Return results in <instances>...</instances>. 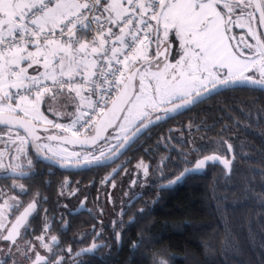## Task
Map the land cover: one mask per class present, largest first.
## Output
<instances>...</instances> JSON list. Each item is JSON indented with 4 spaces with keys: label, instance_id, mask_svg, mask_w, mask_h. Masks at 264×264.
I'll return each instance as SVG.
<instances>
[{
    "label": "snow or ice",
    "instance_id": "6c2138e0",
    "mask_svg": "<svg viewBox=\"0 0 264 264\" xmlns=\"http://www.w3.org/2000/svg\"><path fill=\"white\" fill-rule=\"evenodd\" d=\"M257 13L264 28V0H0V179H11L7 187L16 192L9 195L0 186V241L11 242L0 264L17 255L31 264H65L58 236H47L56 219L47 208L43 232L35 238L46 254L41 255L31 241L22 248L18 244L48 201L39 190L26 204L21 199L30 188L17 180L43 175L45 169L38 170V163L49 176L57 168L77 173L106 167L151 128L214 97L240 89L264 92V33L256 30ZM234 28L247 31L237 39ZM72 105L75 110L68 111ZM187 127L191 130L192 123ZM172 139L157 141V148L163 144L167 150L154 170L161 181L166 180L172 151L185 165H192V153L201 151L195 145L187 152L176 149ZM180 142L184 143L183 137ZM69 145L79 150H69ZM209 162L231 171L232 161L205 155L158 187L168 188L189 174H199ZM121 167L123 163L102 183ZM135 167L148 177L152 166L141 160ZM137 183L138 176L131 185ZM43 184L50 187L52 181ZM71 187L65 178L57 188V206L64 209L59 217L61 231L70 227L65 214H92L86 198L78 206L59 204L60 198L79 193L78 187L69 191ZM140 195L126 193L128 203L121 206V218L113 221L118 246L123 242L122 217ZM143 212L144 208L138 209ZM133 223L135 214L128 221ZM101 235L97 232L93 239ZM150 243L141 233L130 251ZM103 246L94 242L75 257ZM152 264L168 262L154 252Z\"/></svg>",
    "mask_w": 264,
    "mask_h": 264
},
{
    "label": "trees",
    "instance_id": "16d2710c",
    "mask_svg": "<svg viewBox=\"0 0 264 264\" xmlns=\"http://www.w3.org/2000/svg\"><path fill=\"white\" fill-rule=\"evenodd\" d=\"M189 122L193 125L191 130L187 127ZM195 126H199L198 130ZM169 129L175 131L169 132ZM169 136L174 137L171 144L176 149L182 147L187 152L193 145L201 149L199 155L192 153V163L202 156L215 154L232 161L231 171L222 164L210 162L199 174L188 175L171 187L159 188L160 183L190 166L182 163L174 150L165 169L166 180L156 178L158 173L154 170L167 154L163 144L157 148V141ZM145 149L150 151L146 153ZM141 160L152 167L149 176L139 180L137 189L132 190L128 180L138 170L135 165ZM117 162L123 163V167L107 183L102 181L110 173V166L77 173L56 169L50 187L43 184L47 172L37 175L36 181L26 183L30 190H39L42 196L48 197L43 205L56 218L61 214L57 188L67 177L72 184L68 190L75 186L83 189L92 205L98 204L95 197L103 186L117 179L122 181L120 185L125 194H142L122 217L125 227L119 246L113 231V221L121 218L118 214L102 223L88 212L65 214L70 227L64 231L60 230L63 221L55 219L49 233L58 236L59 249H71V254L61 253L65 264H76L77 260L83 264H152L154 252L168 264H189L188 256H193L197 264H264V92L240 89L214 97L151 128ZM41 168L46 171L38 163L37 169ZM127 202L128 199L124 205ZM140 208H144L142 214L138 213ZM134 214L135 223L128 224ZM43 229L44 224L30 225L24 238L40 234ZM116 231H120L119 226ZM97 232L102 235L94 240ZM141 233L151 243L133 253L131 245ZM92 242L105 246L75 257L77 250Z\"/></svg>",
    "mask_w": 264,
    "mask_h": 264
},
{
    "label": "flooded vegetation",
    "instance_id": "af4514ba",
    "mask_svg": "<svg viewBox=\"0 0 264 264\" xmlns=\"http://www.w3.org/2000/svg\"><path fill=\"white\" fill-rule=\"evenodd\" d=\"M233 30H234V32H235V36H236L237 38H239V37L245 32V29H240V28H234ZM256 30H257L258 32H261V33H262V30H261V28H260V26H259V23H258V18H257ZM248 40H250V39H248ZM42 134H43V133H42ZM0 147H2V145H0ZM119 164H121V163H120V162H116V163L110 165V173H111L112 170H113L114 168H116L117 165H119ZM45 172H47V171H44V173H45ZM36 179H37V175L34 176L32 180H33V181H36ZM67 179H69V178L67 177ZM134 179H136V177H133V178H132V180H134ZM32 180L19 179V180H17V183H18V184H19V183H24L25 186L28 187V186L26 185V183H27L28 181H32ZM46 180H51L52 183H53L52 176L46 175ZM132 180H131V181H132ZM131 181H129V185H130L131 189H132V190L137 189V188H136V185H135V186H132V185H131ZM11 183H12V180H11V179H9V180H2V179H0V186H3L4 189H5V191H6L9 195H15L16 192L10 190V189L7 187V186L10 185ZM28 188H29V187H28ZM74 188H76V186H75ZM131 189H130V190H131ZM72 190H73V189H72ZM72 190H71V191H72ZM35 192H36L35 190H30V191H29V194H28L27 196H23V197H21V199H22V200L25 202V204H26L28 201H30V200L32 199L33 193H35ZM85 198H86V205H85L86 208L91 209V210H92V214H93V215H96V216L98 217V218H97V222H98V223H102L103 219H102L100 213L98 212V211L100 210V209L98 208V204H95V205L90 204V203L88 202V200H87V197H86V193H85V191H84L83 189H81V188H79V193H78L75 197H73V198H71V199H63V198H60V199H59V204L62 205V204H65V203H66V204H68V205H70V206H78V205L81 203V201H85ZM98 198H99V194L97 193L95 199L98 201ZM127 203H128V202H127ZM44 205H45V203H44ZM44 205L41 206V208H40V210H39V214H38V215H35V217L31 219V221H30V225H33V224H44V220H43V217H44V209L47 208V207H45ZM59 208H60V207H59ZM47 209H48V208H47ZM60 209H61V212L64 211L63 208H60ZM21 210H22V209H21ZM84 212H86V211H81L79 214L84 213ZM17 214H18V213H17ZM79 214H78V215H79ZM48 215H49L50 217L53 216V212H49ZM59 217H60V216H59ZM59 217L56 218V220L61 222V220L59 219ZM9 219H10V220H14V219H15V216H10ZM5 234H6V233H5ZM41 234H42V233L37 234V235H34V236H32V237H30V238H27V239H25V238L23 237V239L18 240V244H19V245L21 246V248H22V242H23L24 239L27 240V241H32L33 239H35L37 236H40ZM51 235H55V234L47 233V236H48V237H50ZM1 243L7 248V250L5 251V252H7V251H8V244H10L11 242H4V241H1ZM7 243H8V244H7ZM92 243H93V242H92ZM90 245H91V244H90ZM90 245H89V246H90ZM89 246H87V247H89ZM87 247H82V248H80V249L87 248ZM80 249H79V250H80ZM60 250H61V249H60ZM79 250H77V251H79ZM12 251L15 252L16 249L13 248ZM77 251H76V252H77ZM76 252H75V253H76ZM61 253L68 254L69 251H68V249L66 248V250H62V251L60 252V254H61ZM75 253H74V255H75ZM53 258H54V257H53ZM15 261H16V264H22V257L19 256V255L15 256ZM10 262H12V264H13V258H8V260H7V264H10Z\"/></svg>",
    "mask_w": 264,
    "mask_h": 264
},
{
    "label": "rangeland",
    "instance_id": "374dc122",
    "mask_svg": "<svg viewBox=\"0 0 264 264\" xmlns=\"http://www.w3.org/2000/svg\"><path fill=\"white\" fill-rule=\"evenodd\" d=\"M246 31H247V29H245V32ZM233 34L235 35L234 30H233ZM237 39H239V38H237ZM248 39H250V40H248ZM247 40L249 42H252L250 37H248ZM61 103H63V101H61ZM60 110H63V109H60ZM74 110H75L74 105H72L68 108V111H74ZM46 115L49 116V119H53V116L50 113L46 112ZM58 122L67 123L68 121L67 120H59ZM69 150H79V149H73V148L69 147ZM137 176L139 177V180L144 181L145 176H144L143 169H141L140 173L138 170H135L132 173V176H130L128 181H131L133 177L137 178ZM114 182H115V187H113V181H112L109 184L105 185V187L103 186V188L98 193L99 194L98 208L100 209L98 212L100 213V215L104 221L112 218L113 215L118 214L121 210L122 204H125L126 200L128 199L126 194L124 192H122V189L124 188V187L122 188V186L120 185L122 183V181L117 179ZM128 187H130L129 184H128ZM101 209L103 210L102 213H101ZM25 241H27V240H25V239L23 240L22 247H23ZM31 242H33L34 244L37 245V250L40 251L41 255L46 254L45 250L43 248L39 247L38 241L33 239ZM29 247H31V245H29ZM0 249H3V252H0V256H3V253L7 250V248L1 243V241H0ZM31 255H32V258H34V254H31ZM13 259H15V257ZM53 259H55V257ZM187 260L189 261V264H197V262L195 261L193 256H188ZM10 264H12V262H10ZM22 264H31V261L28 259L22 258Z\"/></svg>",
    "mask_w": 264,
    "mask_h": 264
},
{
    "label": "water",
    "instance_id": "95a60500",
    "mask_svg": "<svg viewBox=\"0 0 264 264\" xmlns=\"http://www.w3.org/2000/svg\"><path fill=\"white\" fill-rule=\"evenodd\" d=\"M257 15V18H258V16H259V14L257 13L256 14ZM261 28V27H260ZM261 30H262V33H264V28H261ZM68 147H70V148H73V146H71V145H69ZM76 149H78V148H76ZM209 155H212V154H209ZM122 156V155H121ZM121 156L119 157V159L121 158ZM218 156V155H217ZM203 157V156H202ZM202 157H200V158H202ZM220 157V156H219ZM221 158H223V157H221ZM119 159H117L116 161H115V163L119 160ZM223 159H225V158H223ZM196 161V160H195ZM195 161L192 163V165H190L189 167H191V166H194V164H195ZM210 163V162H209ZM217 163H219V162H217ZM112 164H114V163H112ZM112 164H109L108 166H110V165H112ZM220 164V163H219ZM223 165V164H222ZM57 169H59V168H57ZM61 170V169H60ZM180 174V173H179ZM178 174V175H179ZM189 175H191V174H189ZM188 176V175H187ZM176 177V176H175ZM175 177H173L172 179H174ZM186 177V176H185ZM184 177V178H185ZM183 178V179H184ZM172 179H170V180H172ZM182 179V180H183ZM84 255V254H83ZM82 256V255H81Z\"/></svg>",
    "mask_w": 264,
    "mask_h": 264
}]
</instances>
